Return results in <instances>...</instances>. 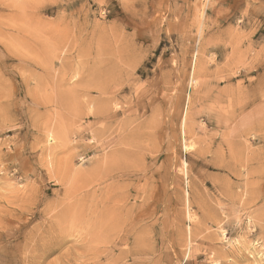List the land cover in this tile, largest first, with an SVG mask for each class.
<instances>
[{"label":"rangeland","instance_id":"rangeland-1","mask_svg":"<svg viewBox=\"0 0 264 264\" xmlns=\"http://www.w3.org/2000/svg\"><path fill=\"white\" fill-rule=\"evenodd\" d=\"M0 110V264H264V0H0Z\"/></svg>","mask_w":264,"mask_h":264},{"label":"bare ground","instance_id":"bare-ground-1","mask_svg":"<svg viewBox=\"0 0 264 264\" xmlns=\"http://www.w3.org/2000/svg\"><path fill=\"white\" fill-rule=\"evenodd\" d=\"M21 2V1H20ZM25 4V3H24ZM32 5V4H31ZM34 5V4H33ZM13 6V5H12ZM17 7V6H16ZM15 8V7H14ZM134 12V11H133ZM20 16V15H19ZM132 16V15H131ZM25 21V20H24ZM23 21V22H24ZM3 24H4V22H3ZM6 24V23H5ZM9 24H11V23H9ZM31 24V23H30ZM12 27V26H11ZM14 27V26H13ZM53 31V30H52ZM11 32V31H10ZM56 32V31H55ZM29 33V32H28ZM41 33H44V32H41ZM9 34V33H8ZM20 34V33H19ZM55 35V34H54ZM22 37V36H21ZM31 37V36H30ZM11 39V38H10ZM41 39V38H40ZM20 40V39H19ZM29 41V40H28ZM24 42H25V39H24ZM27 43V42H26ZM31 43V42H30ZM28 45V44H27ZM44 49V48H43ZM24 54V53H23ZM18 55V54H17ZM52 58V57H51ZM41 61V60H40ZM38 62H39V60H38ZM47 62V61H46ZM53 62V61H52ZM103 63V62H102ZM38 65V64H37ZM47 65V64H46ZM39 66V65H38ZM47 67V66H46ZM62 68L64 69V67L62 66ZM44 69V68H43ZM18 71V70H17ZM47 71V70H46ZM75 72V71H74ZM93 73V72H92ZM43 74V73H42ZM50 75H52V74H50ZM103 75V74H102ZM101 75V76H102ZM31 77V76H30ZM46 77H48V76H46ZM58 77V76H57ZM41 78V77H40ZM43 78H45V77H42V79ZM49 78H51V77H49ZM52 78H53V76H52ZM42 79H41V82H42ZM112 79V78H111ZM43 80H46V79H43ZM62 80H63V78H62ZM107 81H109L108 79H106ZM107 81H105V82H103V84L104 83H106ZM49 82V81H48ZM35 83V82H34ZM111 83V82H110ZM38 84V83H37ZM79 84V83H78ZM102 84V85H103ZM42 85H44L43 84V82H42ZM104 85H107V84H104ZM81 86V85H80ZM110 86V85H109ZM108 86V87H109ZM37 87H38V85H37ZM82 87V86H81ZM100 86H98V92H100L101 94H105L106 92H105V90L106 89H108L107 88V86H104V88L106 87V89H102L101 90V88H102V86H101V88H99ZM45 87H43V89H44ZM75 88V87H74ZM85 88V87H84ZM91 88H93V87H91ZM65 89V88H64ZM76 89V88H75ZM75 89H74V91H75ZM79 89H81V88H79ZM83 89V88H82ZM36 90V89H35ZM77 90V89H76ZM37 91V90H36ZM62 91V90H61ZM69 91V90H68ZM67 91V92H68ZM107 91V90H106ZM35 93V92H34ZM37 93V92H36ZM35 93V94H36ZM51 93V92H50ZM56 93V92H55ZM59 93H61V92H59ZM58 93V94H59ZM68 94V93H67ZM72 94V93H71ZM85 94V93H84ZM30 95V94H29ZM75 95H77V94H75ZM88 95V94H87ZM60 96V95H59ZM62 96V95H61ZM64 96H65V94H64ZM98 96V95H97ZM113 96V95H112ZM44 97V96H43ZM102 97V96H101ZM106 97V96H105ZM62 98V97H61ZM89 98V97H88ZM94 98V97H93ZM43 99V98H42ZM95 99V98H94ZM103 99V98H102ZM58 100V99H57ZM45 101V100H44ZM66 101V100H65ZM67 101H68V99H67ZM60 102H61V100H60ZM88 102V101H87ZM49 103V102H48ZM68 103V102H67ZM72 103V102H71ZM76 103V102H75ZM82 103V102H81ZM81 103H79V104H81ZM89 103V102H88ZM87 103V104H88ZM91 103V102H90ZM42 105V104H41ZM56 105V104H55ZM76 105V104H75ZM78 105V104H77ZM96 105V104H95ZM74 106V105H73ZM105 106H107V105H105ZM63 107V106H62ZM94 107V106H93ZM116 107V106H115ZM73 108V107H72ZM86 108V107H85ZM66 109V108H65ZM92 109V108H91ZM1 111V110H0ZM54 111V110H53ZM70 111V110H69ZM78 111V110H77ZM76 111V112H77ZM111 111V109L109 108V107H104L103 106V108H98V106H97V109L95 110V111H92L91 113H92V116L93 117H97V118H107V116H108V114H109V112ZM69 113V112H68ZM83 113V112H82ZM8 114V113H7ZM70 114V113H69ZM87 114H90V113H87ZM50 115H52V114H50ZM61 115V114H60ZM76 115V114H75ZM80 116V115H79ZM69 117H70V115H69ZM75 117V116H74ZM78 117V116H77ZM4 118V117H3ZM55 118V117H54ZM79 118V117H78ZM84 118V117H83ZM57 119H59L58 117H57ZM72 118H69V120H71ZM75 119V118H74ZM46 120V119H45ZM73 120V119H72ZM71 120V121H72ZM76 120V119H75ZM103 120V119H102ZM57 121V120H56ZM62 121V120H61ZM68 121V120H67ZM71 121H69V122H71ZM105 121V120H104ZM59 122V121H58ZM66 122V121H65ZM75 122V121H74ZM102 122V121H101ZM48 122H46V124H47ZM59 123H62V122H59ZM58 123V124H59ZM71 123H73V121L71 122ZM76 123V122H75ZM119 123V122H118ZM63 124V123H62ZM104 124V123H103ZM125 124V123H124ZM37 125V124H36ZM54 125V124H53ZM59 126V125H58ZM71 126V125H70ZM104 126V125H103ZM39 127V126H38ZM43 127V126H42ZM48 127V126H47ZM61 127V126H60ZM76 127V126H75ZM126 127V126H125ZM73 128V127H72ZM102 128V127H101ZM61 129V128H60ZM77 129H79L78 127H77ZM103 129V128H102ZM120 129V128H119ZM128 129V128H127ZM38 130V129H37ZM64 130V129H63ZM66 130H67V128H66ZM70 130H72V129H70ZM118 130V129H117ZM121 130V129H120ZM49 131H51V130H49ZM62 131V130H61ZM76 131H78L79 132V130H76ZM107 131V130H106ZM56 132V131H55ZM59 132V131H58ZM64 132V131H63ZM70 132V131H69ZM121 132V131H120ZM119 132V133H120ZM98 133V132H97ZM118 133V134H119ZM57 134V133H56ZM62 134V133H61ZM60 134V135H61ZM82 133H77V135L78 136H82L81 135ZM103 139V138H102ZM106 140V139H105ZM123 141V140H122ZM64 143V142H63ZM64 146V145H63ZM124 146V145H123ZM37 147V146H36ZM96 148L97 149H100V146L98 147V146H96ZM119 149V148H118ZM153 150V149H152ZM97 151V150H96ZM139 152V151H138ZM117 154V153H116ZM105 155V154H104ZM108 155V154H107ZM103 156V155H102ZM106 156V155H105ZM110 156V155H109ZM111 156H112V154H111ZM115 156V155H114ZM107 157V156H106ZM98 158H100V157H98ZM110 158V157H109ZM114 158V157H113ZM113 158H110L111 160L113 159ZM65 159V158H64ZM105 159V158H104ZM115 160V159H114ZM50 162V161H49ZM97 162V161H96ZM104 163V162H103ZM105 164V163H104ZM103 164V165H104ZM109 164V163H108ZM97 165V164H96ZM95 165V166H96ZM100 165H102V162H101V164ZM67 166H69L70 167V165H68L67 164ZM93 166V165H92ZM99 166V165H98ZM136 166V165H135ZM141 166V165H140ZM62 167H64V165L62 166ZM66 167V166H65ZM69 167L67 168V170L69 171ZM134 167V166H133ZM136 167H139V165L138 166H136ZM113 168L114 167H111L110 165H109V167L108 168H106V167H104V166H99V167H96V168H94L92 171H90L88 174H86V175H84V176H87V177H85V178H89V179H91L92 177H94V178H96V179H98L99 181H100V184H98V188H96V190L95 191H93V192H95V193H97L98 195H102V197L105 199L103 202H101L100 204H98L97 205V207H96V210H95V213H94V225L96 226L95 227V229H99V231L98 230H95L94 229V231H98L99 233H97V236L103 241H101L102 243H114V242H116V240H119L120 239V234H121V232L122 231H124L123 229V226H125V221H123V220H116V221H110V218L112 217V216H120V217H122L124 214H129V207H130V205H129V207L127 206V202H126V200H124V199H126V197H127V195L129 194V192H125V191H123L124 189L126 190V188L124 187L123 188V185L121 184V183H116V180L114 179L115 177H113L114 176V171H113ZM82 169V168H81ZM65 170H66V168H65ZM127 170V169H126ZM60 172V171H59ZM80 172V171H79ZM85 172V171H84ZM86 172H88V171H86ZM63 173H64V171H63ZM74 173V172H73ZM62 175V174H61ZM66 175V174H65ZM118 175V174H117ZM82 176V175H81ZM92 176V177H91ZM120 176V175H119ZM51 177V176H50ZM57 177V176H56ZM78 177V176H77ZM58 178H60V177H58ZM63 178H66V177H63ZM106 178V179H105ZM110 178H112L113 179V181L112 182H110V183H107L108 182V179H110ZM118 178V177H117ZM76 179V178H75ZM103 179H104V181H103ZM79 180V179H78ZM82 180V179H81ZM60 181V180H59ZM73 181H75V180H73ZM76 181H77V179H76ZM91 181V180H90ZM99 181L97 182V183H99ZM69 182H71V181H69ZM74 183V182H73ZM70 184H72V183H70ZM79 184H81V182L79 183ZM104 184V185H103ZM106 184V185H105ZM122 186H121V185ZM74 185V184H73ZM125 186V185H124ZM152 186V185H151ZM70 187V186H69ZM73 187V186H72ZM83 187V186H82ZM71 188V187H70ZM69 188V191L72 189H70ZM32 190V189H31ZM68 190V189H67ZM68 191V192H69ZM77 192H78V190H77ZM70 193H72V192H70ZM78 193H80V192H78ZM137 193V192H136ZM143 193V192H142ZM145 193V192H144ZM131 194V193H130ZM133 194V193H132ZM74 195V194H73ZM78 195V194H77ZM82 195H83V193H82ZM94 195V194H93ZM139 194H137L136 196H138ZM142 195V194H141ZM140 195V196H141ZM22 196V195H21ZM144 196V195H143ZM149 197H150V195H148ZM23 197V196H22ZM29 197V196H28ZM69 197V196H68ZM94 197V196H93ZM128 197H130V196H128ZM147 197V196H146ZM31 198V197H30ZM59 198V197H58ZM61 198V197H60ZM67 198V197H66ZM69 198H72V197H69ZM136 198V197H135ZM141 197H139V198H137V199H140ZM73 199H74V197H73ZM77 199H78V197H77ZM80 200L82 199V198H79ZM78 199V200H79ZM62 200V199H61ZM115 201V202H114ZM117 201V202H116ZM84 202V201H83ZM77 203V202H76ZM80 205H82L81 203H79ZM29 206V205H28ZM76 206H77V204H76ZM154 206V205H153ZM18 207V206H17ZM87 208V207H86ZM133 208V207H132ZM19 209V208H18ZM25 209V208H24ZM132 212V211H131ZM92 217H93V215H92ZM91 225H89V227H90ZM93 227V226H92ZM92 229V228H91ZM89 230H90V228H89ZM94 231H92V232H94ZM137 233V232H136ZM142 233V232H141ZM140 234V233H139ZM96 236V237H97ZM146 239V238H145ZM98 242V241H97ZM100 242V243H101ZM101 245H103V244H101ZM106 245H108V244H106ZM137 245V244H136ZM143 247V246H142ZM94 249H96V248H94ZM100 250V249H99ZM125 250V249H124ZM101 252V251H100ZM104 252V251H103ZM106 252V251H105ZM125 252V251H124ZM95 253H96V251H95ZM94 253V254H95ZM99 253V252H98ZM102 254V253H101ZM100 253H99V255H101ZM95 257V256H94ZM117 258V257H116Z\"/></svg>","mask_w":264,"mask_h":264}]
</instances>
